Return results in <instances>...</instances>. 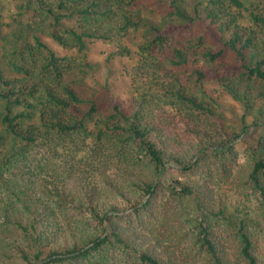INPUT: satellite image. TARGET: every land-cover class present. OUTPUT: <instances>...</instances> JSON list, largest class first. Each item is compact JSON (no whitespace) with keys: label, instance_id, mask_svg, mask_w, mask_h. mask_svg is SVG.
Returning <instances> with one entry per match:
<instances>
[{"label":"trees","instance_id":"16d2710c","mask_svg":"<svg viewBox=\"0 0 264 264\" xmlns=\"http://www.w3.org/2000/svg\"><path fill=\"white\" fill-rule=\"evenodd\" d=\"M155 1L167 11L158 25L146 15L154 0H35L45 24L35 25L34 47L47 56L36 70L7 56L21 78L0 69V264H259L242 221L219 235L216 188L235 175L207 160L261 129L260 156L247 158L237 186L264 207V0ZM248 1L260 7L250 11ZM66 19L75 24L65 28ZM139 27L151 37L131 69L136 92L104 112L76 88L96 66L58 58L38 37L78 53L87 41L109 42L127 56L121 40ZM20 38L13 34V56ZM211 81L251 117L240 134L222 125L204 86ZM166 108L179 110V124ZM201 116L218 129L201 128ZM172 165L208 177L163 185Z\"/></svg>","mask_w":264,"mask_h":264},{"label":"rangeland","instance_id":"374dc122","mask_svg":"<svg viewBox=\"0 0 264 264\" xmlns=\"http://www.w3.org/2000/svg\"><path fill=\"white\" fill-rule=\"evenodd\" d=\"M186 4L190 5L192 0H185ZM250 11L257 9L258 2L251 4L248 1L246 6ZM189 10L190 8L187 7ZM187 10V11H188ZM33 11L35 14H33ZM39 10L36 7L35 0H0V69L5 78L14 79L21 78L15 71H12L4 64L8 56L15 63L25 64L28 68H34L36 65L43 63L42 61L47 56L45 50H35L33 41V30L35 25H44L41 18L36 14ZM147 11V16L150 22L158 25L167 13L165 5L154 0L150 4ZM247 15V12H242ZM29 15H32L29 21ZM36 21V22H34ZM48 21V20H47ZM31 22V28L28 24ZM49 22V21H48ZM50 23V22H49ZM65 28H71L75 21L66 19L60 22ZM147 27H139L136 31H130L122 40V46L126 47L130 54L127 56L115 54L116 45L103 41H87L86 49L82 53H78L76 49H65L55 43L50 37L38 35L40 41L46 45L47 49L55 54L58 58L84 57L86 63L95 65V71L88 76L76 88L79 91H84L88 95L96 97L101 105V112L110 111L112 101H127L136 92V86L130 78L131 69L135 65L137 54L140 53V47L146 42L147 38L151 37ZM198 33V31L196 30ZM20 34L21 38L17 42L20 55L13 56L11 51V42L13 34ZM33 60V61H32ZM225 60L232 63L231 56L225 55ZM31 62L34 67L31 66ZM210 97L216 100L218 107L214 105L215 111L219 113L223 121L222 125L229 129V132L241 133L244 125H250L251 117H244V109L241 104L232 100L227 94L220 90L217 82H207L204 84ZM1 90V85H0ZM0 100V110L2 108ZM169 115L168 118L172 122L179 124L181 120L178 118L179 110L166 108ZM177 116V118H176ZM244 117V120H243ZM218 121L214 119L206 120L204 116L200 117L201 128L210 127L211 131L218 129ZM92 126V125H91ZM90 126V127H91ZM1 127V125H0ZM93 127V126H92ZM263 132L259 128H249L246 133L242 134L239 139L231 145L233 154L220 155L219 158L211 156L207 163L210 165L223 161L227 168L233 170L235 179L231 183H221L216 188V193L225 204L224 219L220 220L219 235L226 238L234 233L235 226L242 221L247 228L248 234L257 245V255L259 264H264V207L258 195L248 188L247 184L244 187H238L244 180V175L241 173L242 166L245 165L247 158L252 155L260 156L258 152V140ZM178 166H169L168 173L161 182L167 186L170 179L174 181H182L188 184L196 180H204L208 177L203 174L184 172ZM166 196V192L162 191L160 197ZM130 214V211L124 213L125 217ZM125 220V219H124Z\"/></svg>","mask_w":264,"mask_h":264}]
</instances>
